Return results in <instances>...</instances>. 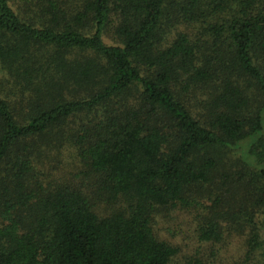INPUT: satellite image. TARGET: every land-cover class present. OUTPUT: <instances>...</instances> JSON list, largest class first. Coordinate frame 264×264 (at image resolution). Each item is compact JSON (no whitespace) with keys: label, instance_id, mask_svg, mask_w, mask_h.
Masks as SVG:
<instances>
[{"label":"trees","instance_id":"16d2710c","mask_svg":"<svg viewBox=\"0 0 264 264\" xmlns=\"http://www.w3.org/2000/svg\"><path fill=\"white\" fill-rule=\"evenodd\" d=\"M200 205L264 264V0H0V264H175L155 218Z\"/></svg>","mask_w":264,"mask_h":264},{"label":"rangeland","instance_id":"374dc122","mask_svg":"<svg viewBox=\"0 0 264 264\" xmlns=\"http://www.w3.org/2000/svg\"><path fill=\"white\" fill-rule=\"evenodd\" d=\"M106 41L111 43L110 39ZM42 172L44 175L41 179L45 185L50 182L46 178L48 173L56 182L64 181L72 186L81 187L85 184L84 181H90L86 179L89 175L72 148L54 151ZM203 202L201 201V204ZM227 211L228 209H225V212ZM97 212L104 215L105 206L101 204ZM209 214V211L200 205L196 208L177 207L161 210L156 216L154 224L156 236L178 250L174 258L175 264H241L245 259L252 260L253 256L247 255V233H239L231 229L228 219L221 220L223 236L219 241H200L198 228L204 224L205 217ZM224 217H227L226 214L223 215ZM255 255L259 253L256 252Z\"/></svg>","mask_w":264,"mask_h":264}]
</instances>
